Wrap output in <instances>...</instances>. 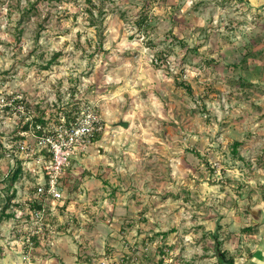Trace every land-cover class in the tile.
<instances>
[{
  "label": "rangeland",
  "instance_id": "374dc122",
  "mask_svg": "<svg viewBox=\"0 0 264 264\" xmlns=\"http://www.w3.org/2000/svg\"><path fill=\"white\" fill-rule=\"evenodd\" d=\"M86 105L104 128L50 220L73 264H264V0H0V204L21 199L0 264L35 260L14 234L44 169L25 122Z\"/></svg>",
  "mask_w": 264,
  "mask_h": 264
},
{
  "label": "built area",
  "instance_id": "2783aa9c",
  "mask_svg": "<svg viewBox=\"0 0 264 264\" xmlns=\"http://www.w3.org/2000/svg\"><path fill=\"white\" fill-rule=\"evenodd\" d=\"M24 107L18 106V110L23 112ZM29 120V119H28ZM42 134L35 132L39 150L42 156L38 159L42 162L43 173L40 174V180L37 183L34 193L35 198L42 203V208L32 210L28 208L29 213L33 216L35 226L26 227V234L23 237V247L26 252H31L35 247V236L40 234L45 228V214L48 208L52 211L57 209L59 202L63 201L64 193L61 186V178L65 168L70 164L72 159L79 152L86 150L95 141L94 137L103 130L104 126L101 119L93 106L86 105L77 113L74 120L67 122L64 116L58 126H40ZM21 133L26 134L24 130ZM26 146V145H25ZM24 144L21 147L25 148ZM44 150V152H43Z\"/></svg>",
  "mask_w": 264,
  "mask_h": 264
},
{
  "label": "crops",
  "instance_id": "0c3cea01",
  "mask_svg": "<svg viewBox=\"0 0 264 264\" xmlns=\"http://www.w3.org/2000/svg\"><path fill=\"white\" fill-rule=\"evenodd\" d=\"M77 158L78 156H76L75 159ZM30 197L35 198V195ZM11 202L12 204H21V199L14 197L12 198ZM48 206L49 203L47 202V211L45 214V228L40 234L36 235L34 238L35 242L37 243H35L33 251V257L35 260H33L32 264H73L74 258L72 253L74 250V245L68 242V238H66V235L62 234L64 232L60 231V229L58 230L54 228V226L56 225L52 226L50 224V220L56 221L59 219H66L67 221H70V219L72 218L70 209L73 207V205L69 204L68 201L63 199V201L59 202L55 211L50 210ZM261 210L262 209L259 206H255V208H253L250 212L252 213V216L256 213L257 218H259L261 217ZM29 216L30 222L27 221V223L23 224L22 227H18L16 230H14V234H16V232H18L19 230L20 232L17 234H20L23 238L26 234V227L35 226V224L33 223V216L30 213ZM21 231L24 232L21 233ZM19 247L21 248L20 245Z\"/></svg>",
  "mask_w": 264,
  "mask_h": 264
},
{
  "label": "trees",
  "instance_id": "16d2710c",
  "mask_svg": "<svg viewBox=\"0 0 264 264\" xmlns=\"http://www.w3.org/2000/svg\"><path fill=\"white\" fill-rule=\"evenodd\" d=\"M149 20H150L149 8L146 5L145 7H143V11L141 12V14L139 16V19L137 20V26H138L139 31L144 30L145 27H147L149 25ZM232 66L235 69L237 67H239V65H236V64L232 65ZM15 103L17 104L18 100H16ZM43 116L44 115H42L41 117H38L36 119L33 118V119H30V120H27V122H25V124H24L22 129L23 130H30L32 127H34L36 133L42 134L43 130L41 128H37V126L38 125L47 126L48 121L45 120ZM65 117H66L67 122H69V121H71L72 119L75 118V117H71V113L70 112H68V113L66 112ZM95 139H97L96 136H95ZM13 170L14 169L11 168L10 171H9V174H7V175L5 174L4 175V176H10L11 184H13V182L19 176V174L21 172V167L19 166L14 171ZM3 193L0 192L1 195ZM15 193H16V190L14 189V191L11 194H9V195L8 194H4L5 201L0 204V222H2L4 219L9 218L10 216L15 214V212L14 213H8V214L6 213V211L9 209V207H11L13 205L11 201H12V198L15 197V195H16ZM39 208H42V203L41 202H38L37 200H32L30 202V209L36 210V209H39ZM252 229H253L252 226H244L242 228V231L248 232V231H251ZM220 258H221L222 261L227 260V257H226V255L223 252L221 253ZM230 264H232V262Z\"/></svg>",
  "mask_w": 264,
  "mask_h": 264
},
{
  "label": "water",
  "instance_id": "95a60500",
  "mask_svg": "<svg viewBox=\"0 0 264 264\" xmlns=\"http://www.w3.org/2000/svg\"><path fill=\"white\" fill-rule=\"evenodd\" d=\"M118 125L127 127L128 126V122H126V121H120L118 123ZM263 257H264V245H263Z\"/></svg>",
  "mask_w": 264,
  "mask_h": 264
}]
</instances>
